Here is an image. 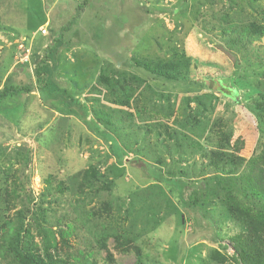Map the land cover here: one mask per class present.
<instances>
[{"label":"rangeland","instance_id":"rangeland-1","mask_svg":"<svg viewBox=\"0 0 264 264\" xmlns=\"http://www.w3.org/2000/svg\"><path fill=\"white\" fill-rule=\"evenodd\" d=\"M254 23L264 0H0V264H238L208 155L264 153ZM181 54L186 80L132 61Z\"/></svg>","mask_w":264,"mask_h":264},{"label":"trees","instance_id":"trees-1","mask_svg":"<svg viewBox=\"0 0 264 264\" xmlns=\"http://www.w3.org/2000/svg\"><path fill=\"white\" fill-rule=\"evenodd\" d=\"M250 30L252 31L247 32L244 30L247 37L258 39L264 37V26L254 23L250 25ZM234 33L235 31H232V35ZM240 34L242 37L239 36L234 38L236 39L235 43H233L234 45H239L246 41L243 34ZM132 61L136 67L156 77H161L170 81L186 80L190 73L191 63H189V59H187L184 54L178 56L177 59L170 58L165 64L138 60ZM238 66L239 64L237 62L236 67ZM18 92L16 88L4 87L0 90V100ZM129 94L125 91L123 97L121 92V98L116 99L117 103L123 107L128 106V102L132 97V93ZM117 96L118 95H116L115 98ZM101 121L106 123V125L109 123L107 119H101ZM208 156L211 167H213L217 173L223 176H231L225 185L227 196L223 202L227 208L228 216L245 229L244 232L230 239L231 248L234 253L230 260L238 264H264V153H260L250 160H245L243 157H238L232 152L212 149L209 151ZM240 168L242 169V174L238 177H234L233 175L236 173V170ZM168 174L174 175L173 172H168ZM152 176L158 180L162 177L161 173L160 177L159 174L155 172H153ZM217 182H219V180H217ZM196 202L197 200H195V204ZM108 215L109 213H107L106 216ZM15 240L17 239L14 238L11 242ZM10 246L14 253L19 255L20 264H28V257H26L25 252L22 250L18 251L16 245ZM212 257L213 260L221 264L229 260L217 250L212 251ZM34 264H38V262Z\"/></svg>","mask_w":264,"mask_h":264},{"label":"built area","instance_id":"built-area-1","mask_svg":"<svg viewBox=\"0 0 264 264\" xmlns=\"http://www.w3.org/2000/svg\"><path fill=\"white\" fill-rule=\"evenodd\" d=\"M42 33H44V34H45V30H44V31H42Z\"/></svg>","mask_w":264,"mask_h":264}]
</instances>
